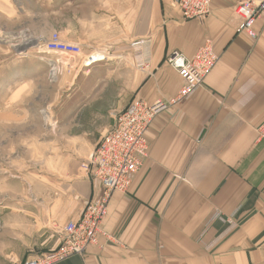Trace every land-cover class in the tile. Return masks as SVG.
Here are the masks:
<instances>
[{"label":"crops","instance_id":"1","mask_svg":"<svg viewBox=\"0 0 264 264\" xmlns=\"http://www.w3.org/2000/svg\"><path fill=\"white\" fill-rule=\"evenodd\" d=\"M236 2L212 0L197 20L184 19L171 0H0V31L20 35V44L57 31L86 57L96 54L93 62L130 66L126 104L166 103L128 190L111 194L98 243L53 264H264V140L256 137L264 121V16L253 39L239 30ZM40 18L44 34L33 28ZM207 38L219 56L215 67L189 98L169 103L181 78L165 57L190 58ZM137 39L151 44L145 68L130 47ZM77 170L67 220L100 191Z\"/></svg>","mask_w":264,"mask_h":264},{"label":"rangeland","instance_id":"2","mask_svg":"<svg viewBox=\"0 0 264 264\" xmlns=\"http://www.w3.org/2000/svg\"><path fill=\"white\" fill-rule=\"evenodd\" d=\"M41 7L40 14L46 15V6ZM33 25L42 33L48 30L46 18ZM4 31H0V264H21L58 245L67 220L63 215L74 204L68 184L78 178L80 170H75L126 104L124 75L130 66L103 63L106 59L84 65L88 58L84 52L75 58L46 53L44 33L21 54L15 47L26 41L20 44V35ZM21 73L23 80L18 79Z\"/></svg>","mask_w":264,"mask_h":264},{"label":"built area","instance_id":"3","mask_svg":"<svg viewBox=\"0 0 264 264\" xmlns=\"http://www.w3.org/2000/svg\"><path fill=\"white\" fill-rule=\"evenodd\" d=\"M177 6L184 19L202 20L209 12L212 0H171ZM234 13L240 19L239 30L251 38L256 37L253 29L258 17L264 16V0H237ZM149 39H137L130 47L138 55L137 65L148 66ZM44 51L65 55L70 58L82 54L78 43L64 40L60 33L53 31L43 42ZM87 62L94 59L87 56ZM219 59L213 50L211 39L187 58L179 51H172L165 57L181 78V85L169 103L181 102L189 98L212 71ZM52 61H49L52 71ZM166 106L157 101L148 103L141 98H132L126 106L114 116L112 126L94 145L82 167L97 180L99 195L88 202L77 218H70L60 228L58 245L39 257L27 259L21 264H53L64 258L83 253L90 245L98 243L101 222L104 219L111 194L115 191H127L133 175L140 169L148 156L147 131L154 119ZM257 140H264V121L256 127Z\"/></svg>","mask_w":264,"mask_h":264},{"label":"water","instance_id":"4","mask_svg":"<svg viewBox=\"0 0 264 264\" xmlns=\"http://www.w3.org/2000/svg\"><path fill=\"white\" fill-rule=\"evenodd\" d=\"M31 45H32V43L28 42V43H25L24 45H21L19 47H15V50L18 53H24L25 51H27L29 49V47H31Z\"/></svg>","mask_w":264,"mask_h":264},{"label":"bare ground","instance_id":"5","mask_svg":"<svg viewBox=\"0 0 264 264\" xmlns=\"http://www.w3.org/2000/svg\"><path fill=\"white\" fill-rule=\"evenodd\" d=\"M34 44V43H33ZM36 46V45H35Z\"/></svg>","mask_w":264,"mask_h":264}]
</instances>
